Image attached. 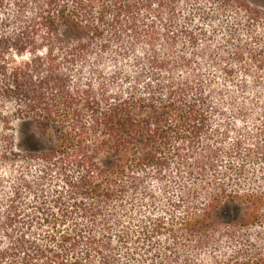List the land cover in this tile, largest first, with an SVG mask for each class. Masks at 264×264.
Returning <instances> with one entry per match:
<instances>
[{
	"label": "trees",
	"instance_id": "1",
	"mask_svg": "<svg viewBox=\"0 0 264 264\" xmlns=\"http://www.w3.org/2000/svg\"><path fill=\"white\" fill-rule=\"evenodd\" d=\"M0 264H264V13L0 0Z\"/></svg>",
	"mask_w": 264,
	"mask_h": 264
},
{
	"label": "rangeland",
	"instance_id": "2",
	"mask_svg": "<svg viewBox=\"0 0 264 264\" xmlns=\"http://www.w3.org/2000/svg\"><path fill=\"white\" fill-rule=\"evenodd\" d=\"M251 7L264 13V0H244ZM37 128L32 121H22L15 124V148L20 152H28L34 140L37 139Z\"/></svg>",
	"mask_w": 264,
	"mask_h": 264
}]
</instances>
